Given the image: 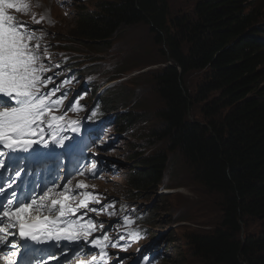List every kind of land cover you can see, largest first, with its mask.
Returning a JSON list of instances; mask_svg holds the SVG:
<instances>
[{
    "label": "trees",
    "instance_id": "1",
    "mask_svg": "<svg viewBox=\"0 0 264 264\" xmlns=\"http://www.w3.org/2000/svg\"><path fill=\"white\" fill-rule=\"evenodd\" d=\"M263 4L200 0L196 18L172 19L165 0H100L90 12L83 9L71 35L73 44L100 52L125 27L142 24L165 47L172 65L156 74L155 90L164 103L158 143L168 146L160 153L132 154L136 166L128 173V195L158 191L166 155L182 154L194 178L222 200L221 227L192 240L198 256L213 264H264ZM193 71L206 74L195 98L184 83ZM194 102L205 104L204 123L186 122ZM135 120L124 115L116 128L129 130ZM250 221L262 223L259 235L246 233Z\"/></svg>",
    "mask_w": 264,
    "mask_h": 264
},
{
    "label": "snow or ice",
    "instance_id": "2",
    "mask_svg": "<svg viewBox=\"0 0 264 264\" xmlns=\"http://www.w3.org/2000/svg\"><path fill=\"white\" fill-rule=\"evenodd\" d=\"M30 8L29 0H0V170L14 172L16 178L21 175L18 165L23 157L19 154L31 153L36 146L65 148L69 138L62 133L81 131L80 120L68 119L67 112L86 110V106L79 103L83 96H78L61 112L68 93L56 94L60 92V85L70 83V79L48 87L55 83V77L60 73L45 75L59 65L46 63L51 59L48 48L41 46L43 36L35 35L42 30L34 29L10 14L27 15ZM42 20L43 17L37 19L32 15L33 23L39 24ZM57 112L60 114H55ZM89 112L86 119L97 115L96 111ZM77 171L80 176L85 175L84 170ZM89 171L91 177H96L95 163ZM71 182L70 176L63 184L53 182L52 187L43 188L39 195L21 199L16 191V181L12 176L4 180L0 171V258L7 264H19L21 257L26 258L24 264H52L53 261L68 264V248L78 258L91 256L90 260L80 259V264H108L110 255L106 249L124 251L126 246L120 241H139L141 234L133 229L134 220L130 215H123L109 225V230H103V221L86 218L87 212L115 215V201L100 208L89 207L100 204L101 197L94 191H86L88 184L78 182L74 190L70 187ZM77 197L83 198L73 207L72 202ZM81 209L87 211L81 212ZM116 226L125 228L126 232L113 239L108 231ZM98 231L102 234L94 236ZM43 252L47 253L44 259H34ZM140 261L151 264L147 255L140 256L136 264Z\"/></svg>",
    "mask_w": 264,
    "mask_h": 264
},
{
    "label": "rangeland",
    "instance_id": "3",
    "mask_svg": "<svg viewBox=\"0 0 264 264\" xmlns=\"http://www.w3.org/2000/svg\"><path fill=\"white\" fill-rule=\"evenodd\" d=\"M64 1L54 6L50 0H43L47 13L55 19L50 33L56 32L58 38L70 42L83 9L90 12L100 0ZM165 1L172 19L196 18L195 10L200 0ZM111 43L107 50L100 52L93 45L72 47L82 53L73 55L87 68L90 76L100 85L107 82L114 86L106 99V113L115 116L118 123L124 115L134 114L137 119L127 135L118 133L123 136L119 138L114 155L120 174L109 181L115 198L126 200L131 188L128 173L136 166V162L130 161L132 154L148 155L167 149L166 140V143L163 140L158 143V135H162L158 118L164 103L155 90V76L172 62L163 54L165 47L158 45L149 28L142 24L125 27ZM205 79V72L199 71L185 76V86L193 98ZM219 96L216 93L212 99L217 100ZM204 107L203 103L191 104L186 122L204 123ZM166 157L169 159L167 170L158 191L133 193L134 202L150 211L152 221L148 223L151 231L148 237L166 244L169 264H213L198 256L192 240L210 236L221 227L222 200L194 178L193 170L182 154L177 152ZM247 227L246 233L253 236L263 231L262 223L258 221H250Z\"/></svg>",
    "mask_w": 264,
    "mask_h": 264
},
{
    "label": "water",
    "instance_id": "4",
    "mask_svg": "<svg viewBox=\"0 0 264 264\" xmlns=\"http://www.w3.org/2000/svg\"><path fill=\"white\" fill-rule=\"evenodd\" d=\"M168 61H169V62H172V60H171L170 58H168ZM170 65H172V63H170Z\"/></svg>",
    "mask_w": 264,
    "mask_h": 264
},
{
    "label": "bare ground",
    "instance_id": "5",
    "mask_svg": "<svg viewBox=\"0 0 264 264\" xmlns=\"http://www.w3.org/2000/svg\"><path fill=\"white\" fill-rule=\"evenodd\" d=\"M50 14V13H49Z\"/></svg>",
    "mask_w": 264,
    "mask_h": 264
}]
</instances>
